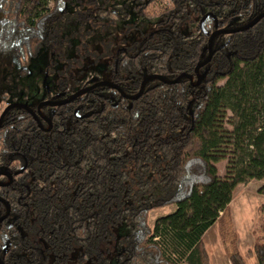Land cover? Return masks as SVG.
I'll return each mask as SVG.
<instances>
[{
  "label": "trees",
  "instance_id": "16d2710c",
  "mask_svg": "<svg viewBox=\"0 0 264 264\" xmlns=\"http://www.w3.org/2000/svg\"><path fill=\"white\" fill-rule=\"evenodd\" d=\"M49 1L0 0V54L15 53L28 66L43 42L59 41L67 0H53V9ZM175 4H190L191 17L212 10L217 17L209 18L208 31L214 18L228 28L264 12V0ZM74 17L93 21L97 13L87 6ZM227 38L216 40L199 86L188 78L151 80L136 100L99 86L52 112L50 132L23 108L7 112L0 169L15 172L26 161L28 168L0 187L13 206L12 220L0 225L5 264H211L204 236L229 211L236 187L261 180L264 195V18ZM152 41L138 57L122 61L115 76L128 94L139 92L142 73L166 71L169 79L194 74L206 43L175 40L167 50L163 40ZM65 76L61 84L69 92L82 84L72 70ZM7 98L0 92V111ZM227 110L233 157L229 175L221 178L214 162L227 143L220 130ZM167 206L176 208L150 226V212ZM4 211L0 202V215ZM252 252L264 264V242ZM230 260L248 264L240 252L230 253Z\"/></svg>",
  "mask_w": 264,
  "mask_h": 264
},
{
  "label": "flooded vegetation",
  "instance_id": "af4514ba",
  "mask_svg": "<svg viewBox=\"0 0 264 264\" xmlns=\"http://www.w3.org/2000/svg\"><path fill=\"white\" fill-rule=\"evenodd\" d=\"M49 2L48 8L53 9V0ZM98 3L102 4L103 7H96ZM87 6L92 7L93 11L97 13V17L94 18L93 21H83L74 17L78 10H85ZM170 9L171 14L169 15ZM63 12L66 15L65 20L60 21L57 28L60 30L61 34L54 39L59 41H55L54 44L43 42L37 53L32 57L28 66L19 63L23 71L26 70L30 73V66L33 60L38 57L40 52L45 48L42 54H47L52 60L50 72L54 76L53 79L56 91L51 93L48 90L46 94L47 98L40 103L46 104L42 105L40 109V104L37 106H30L23 103H12L28 106L27 109L19 106L12 108H23L27 110L36 121L38 127L44 132H50L54 127V115L52 112L54 113L57 108L74 102L79 97L99 86L116 88L124 98L136 100L132 99L131 96L139 92L128 94L123 86L116 82L117 79L115 76L117 74L120 75L119 71H121L120 66L122 65V61H125L127 57H130L127 60L138 57L140 51L143 50L144 43H147L149 40H154V43L163 40V42L166 43L164 46L167 50L173 47V44L177 43L175 40H206V43L203 46L202 59L197 63L194 74L182 72L175 78L169 79L163 76L168 73L162 70L163 73L161 74L159 72L142 73L143 78L141 79L140 89L144 80L154 75H159L168 80H175L182 74H189L193 76V83H197L200 79L201 82L199 85H201L203 76L209 70L210 63L217 50V47H215L216 40H223V38L225 40V37L228 39L227 37L231 34L244 31L238 29L244 27L257 16L264 13L261 12L245 24L228 28L221 27L219 19L213 17L215 20V28L208 31L206 29V24L209 18H211V15L214 14L212 10L207 9L200 15L191 17L192 10L190 9V4H187L184 8L178 9L175 0H75L73 2L67 0ZM146 12H151L153 16L147 15ZM146 21H153L156 28L152 31H143L141 29V24H144ZM137 28L141 30L138 31ZM219 31L230 32L219 33ZM209 40H213L211 47L212 56L210 61L205 63L209 59L211 53ZM151 43L153 45V41ZM183 48L182 46L181 49ZM12 54H14L18 60L16 54ZM86 69L92 70V72L89 73L87 77H84ZM67 70H72L73 73L78 76L80 83H82L74 86L70 92L61 84L66 77L65 72ZM103 74L105 76H103ZM151 80L162 82L159 79H149L146 84ZM189 80L191 81V79ZM105 82L110 84H105ZM82 90L86 91L75 97L72 101L62 103L70 96ZM8 98L6 99L7 101ZM7 101L0 111V117L5 108L11 105L8 104ZM10 109H8L7 112ZM30 109L34 113L31 112ZM27 168L28 162L26 161L25 164L15 170V172L8 169H0V187L11 186L15 181L16 175L24 173ZM0 202L4 204L5 207V211L0 215V219L4 218L0 222L1 225L6 220H12L13 206L11 201L4 196H0ZM6 252L7 247L5 246L3 253L5 254ZM0 261L2 264H5L1 252Z\"/></svg>",
  "mask_w": 264,
  "mask_h": 264
},
{
  "label": "rangeland",
  "instance_id": "374dc122",
  "mask_svg": "<svg viewBox=\"0 0 264 264\" xmlns=\"http://www.w3.org/2000/svg\"><path fill=\"white\" fill-rule=\"evenodd\" d=\"M155 28L153 21L141 24L143 31H152ZM141 29L137 28L138 31ZM43 50L33 60L30 73L22 70L11 52L4 51L0 54V92L6 91L9 94L8 104L23 103L37 106L47 98L48 90L51 93L56 91L54 76L50 72L52 60L47 54H42ZM91 72L92 70L86 69L84 77ZM221 118L220 130L227 136V143L216 152L218 160L214 165L217 167L218 175L226 178L229 175V162L233 157L232 146L228 143L233 130L232 112L224 111ZM262 184L261 180H252L238 185L229 211L205 234L204 243L211 264L212 260H216L215 264H222L220 257L225 258V250L229 260L230 253L240 252L248 264H259L252 250L256 243L264 242V195L259 192ZM175 208L176 206H167L152 210L149 214L150 226L155 227L158 218L167 215Z\"/></svg>",
  "mask_w": 264,
  "mask_h": 264
},
{
  "label": "water",
  "instance_id": "95a60500",
  "mask_svg": "<svg viewBox=\"0 0 264 264\" xmlns=\"http://www.w3.org/2000/svg\"><path fill=\"white\" fill-rule=\"evenodd\" d=\"M263 17H264V13L260 14V15L257 16L255 19H253L250 23H248L247 25H245L244 27H242V28H240V29H238V30H245V29H248V28L254 26V25H255V24H256L261 18H263ZM230 31H231V30H230ZM230 31H219V33H222V32H223V33H227V32H230ZM215 34H216V33H215ZM215 34H214V35H215ZM214 35H213V36H214ZM213 36H212V37H213ZM212 42H213V40H209V47H210V50H211V47H212ZM211 56H212V50H211V53H210V57H209V59H208L205 63H207V62L210 61ZM182 77H187V78L191 79V82H192V80H193V76H192V75H189V74H182V75H180L179 77H177L175 80H168V79H165V78H163V77H161V76H159V75H154V76L148 77V78H146V79L144 80V82H143V84H142V87H141L139 93L136 94V95H134V96H131V98H132V99H137V98H139V97L142 95V93H143V91H144L145 84H146V82H147L149 79H159V80H161L162 82H165V83H175V82H177L179 79H181ZM200 82H201V80L199 79L197 83H193V82H192V84H194V85H199ZM102 83H103V82H102ZM105 84H110V83L105 82ZM85 91H86V90H82V91H80V92H78V93H76V94L70 96L67 100L63 101L62 103L72 101L75 97H77L78 95H80L81 93H83V92H85ZM44 104H46V103H42V104H40L39 109H40V107H41L42 105H44ZM15 106L24 107V108H26V109L28 108V106L23 105V104H11V105H8V106L5 108V110L3 111V113H2V115H1V117H0V128H1V125H2V122H3L4 115H5V113L7 112V110L10 109V108H12V107H15ZM30 110H31V109H30ZM31 112H33V111L31 110ZM33 113H34V112H33ZM3 219H4V218H1V219H0V222H1ZM0 264H2L1 261H0Z\"/></svg>",
  "mask_w": 264,
  "mask_h": 264
},
{
  "label": "crops",
  "instance_id": "0c3cea01",
  "mask_svg": "<svg viewBox=\"0 0 264 264\" xmlns=\"http://www.w3.org/2000/svg\"><path fill=\"white\" fill-rule=\"evenodd\" d=\"M224 255H225V258L224 259H222V257H220L221 259H222V261H221V259H220V263H222V264H232L231 263V260H229V258H228V256L226 255V250H225V252H224ZM222 256V255H221ZM227 259V260H226ZM215 262H216V260H212V264H215Z\"/></svg>",
  "mask_w": 264,
  "mask_h": 264
}]
</instances>
